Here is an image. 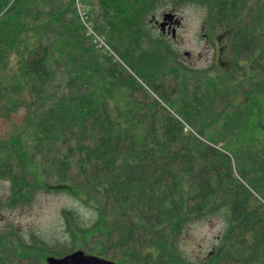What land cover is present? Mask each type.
Masks as SVG:
<instances>
[{
	"label": "trees",
	"instance_id": "16d2710c",
	"mask_svg": "<svg viewBox=\"0 0 264 264\" xmlns=\"http://www.w3.org/2000/svg\"><path fill=\"white\" fill-rule=\"evenodd\" d=\"M190 3L225 60L183 63L159 25ZM19 105L23 125L0 137L5 204L62 190L92 215L60 208L68 238L53 242L8 223L0 264L93 236L119 264H264V0H0V116ZM214 217L192 254L193 224Z\"/></svg>",
	"mask_w": 264,
	"mask_h": 264
},
{
	"label": "rangeland",
	"instance_id": "374dc122",
	"mask_svg": "<svg viewBox=\"0 0 264 264\" xmlns=\"http://www.w3.org/2000/svg\"><path fill=\"white\" fill-rule=\"evenodd\" d=\"M169 11H174L175 16L178 17L177 22H172L173 24V34L177 42L178 48L184 51L189 50L190 55L183 58V63H186L197 68L204 67L210 62L218 63V60L222 58L218 46L217 39L212 40L208 34L209 28L206 23H204V18L206 15V10L195 3L185 4L184 6L178 5L174 8H169ZM227 57V53L223 56V60ZM227 66V65H226ZM13 69H6L7 75L13 72ZM20 82L24 84V91L16 92L12 94V97L17 98L18 101L28 102L27 95V83L25 78H20ZM25 109L22 106H18L16 111H12L10 118L5 116H0V137H8L10 131L14 128L23 125ZM8 182H0V229L11 224L18 230V234L21 236L24 232L28 230L32 233H40L47 241L53 242V240H61L66 238L65 228L62 224V217L60 216V208L63 206L77 207L85 217L91 216V210L88 206H84L83 203L76 200L74 196H69L65 191H43V189L35 190L33 197L26 199L25 202H18L8 206L5 204V199L8 197ZM250 191L254 192L252 188ZM259 198H262L260 194H256ZM264 202V199H262ZM16 203V202H14ZM223 224L220 219L215 217L206 223L197 222L193 224L191 228L189 238L187 240V249L190 250L192 254H202L209 249V245L212 239L217 233L222 229ZM67 237V235H66ZM68 238V237H67ZM75 245L73 243V248H80L84 253H96L94 247L98 245L95 236L88 240V242L82 243L79 239H74ZM65 242V241H63ZM78 242V243H77ZM72 245L66 243L58 247L67 248ZM67 246V247H66ZM129 264H137V262H130ZM149 264V263H148Z\"/></svg>",
	"mask_w": 264,
	"mask_h": 264
},
{
	"label": "water",
	"instance_id": "95a60500",
	"mask_svg": "<svg viewBox=\"0 0 264 264\" xmlns=\"http://www.w3.org/2000/svg\"><path fill=\"white\" fill-rule=\"evenodd\" d=\"M174 14L165 12L163 17L171 20ZM176 20V19H174ZM174 32V31H173ZM45 264H119L116 261H112L105 256H99L96 253H84L80 248H76L73 251H68L62 256L49 254L46 257Z\"/></svg>",
	"mask_w": 264,
	"mask_h": 264
},
{
	"label": "flooded vegetation",
	"instance_id": "af4514ba",
	"mask_svg": "<svg viewBox=\"0 0 264 264\" xmlns=\"http://www.w3.org/2000/svg\"><path fill=\"white\" fill-rule=\"evenodd\" d=\"M176 19V20H174ZM178 17H176L175 15L173 16V18L171 20H169L168 18H164L162 20H160L159 25L163 28V29H170L173 31L174 27L172 22H177Z\"/></svg>",
	"mask_w": 264,
	"mask_h": 264
},
{
	"label": "built area",
	"instance_id": "2783aa9c",
	"mask_svg": "<svg viewBox=\"0 0 264 264\" xmlns=\"http://www.w3.org/2000/svg\"><path fill=\"white\" fill-rule=\"evenodd\" d=\"M96 37H98V36H96ZM98 40H99V42H100L101 44L104 43V40H102L101 36L98 38Z\"/></svg>",
	"mask_w": 264,
	"mask_h": 264
}]
</instances>
